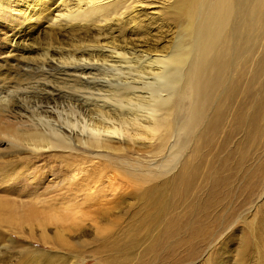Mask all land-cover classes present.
<instances>
[{"label":"bare ground","instance_id":"1","mask_svg":"<svg viewBox=\"0 0 264 264\" xmlns=\"http://www.w3.org/2000/svg\"><path fill=\"white\" fill-rule=\"evenodd\" d=\"M169 1L0 0V14L4 17L10 16L13 18L11 20L17 21L16 7H21L32 13L26 14L27 20H44L49 28V46L60 34L67 39H81L88 34L90 25H101L97 27V33L104 35L109 28L107 23L114 18L125 17L134 7L153 8L154 11L146 12L163 13L160 16L171 18L177 26L175 45L163 57L136 54L135 49L127 53L125 50L106 51L89 45L65 51L56 46L47 47L46 50L42 49L35 63L15 66V81L6 80V76L0 78L2 177L29 161L39 159L43 152L51 153V159H58L67 167L75 161L81 163V159L94 162L104 158L107 161L109 155L102 149H112L114 146L111 141L121 143L127 138L134 141L157 133L156 136L161 137L160 152L163 151L159 152L161 156L160 160L157 159L158 163L136 159L129 160L132 162L129 165L127 159L109 156L113 159L110 162L117 164L116 167L124 175V183L129 184L131 189L115 192L106 203L113 204V211L122 206L126 208L123 212L125 217L120 214L111 216L107 211L101 213L102 218L89 217L79 210L78 204L71 203L70 198L68 200L66 197L60 203H55L54 197H49L45 202L28 200L20 203L1 194L0 227H13L14 222L42 229L49 225L70 224L77 227L84 221L96 231L99 247L102 245L104 252L109 253L113 264H129L127 260H118L120 257L116 253L121 252L118 248L125 245L126 248L134 249L139 244H148L147 251L151 255L157 241L168 236L179 225L175 208L183 196L192 199L190 202L186 200L189 204L187 202L185 206L194 207L196 179L199 173L203 176L210 172L208 168L213 158L207 156L206 151L213 146L223 128V118L229 107L230 130L240 128L243 131L242 146L238 150L240 154L236 155L239 160H244L250 147L262 139L264 0ZM166 5H170L169 12L165 11ZM123 69L133 70L135 78L124 83L112 82L109 72L119 74ZM171 69L176 72L174 76L177 84H180L166 88V94L152 88H146L148 91L144 92L141 90L143 86L139 87L140 84L149 85ZM60 115L65 119L62 126L55 120ZM2 145L5 147L2 148ZM195 168L199 169L198 175L197 171H193ZM200 169L206 173L199 172ZM253 169L246 175H254V178H247V182L242 185L243 201L249 202L252 196L264 189V159ZM115 175L112 178L109 176V180H113ZM19 179L22 181L23 178ZM23 184H26L25 190L29 191L38 183ZM228 185L230 190L233 189L232 182ZM90 199L85 198L84 201ZM18 205H22L23 211L16 209ZM209 206L208 203L203 204L201 213H206L205 209ZM258 207V224L261 225L264 224V202ZM100 221H104V225L113 224L111 228L101 229L97 224ZM207 228L198 226L194 232L208 234ZM249 235L242 238L241 259L248 257L247 251L251 247ZM42 236L45 237L44 233ZM26 251L28 264H38L37 261L43 264L60 262L53 255L35 259L33 255L36 250L24 246L20 249V255ZM3 255L1 252L0 262ZM20 255L14 254L12 258L25 257ZM71 258L74 257L63 258V263L75 264Z\"/></svg>","mask_w":264,"mask_h":264},{"label":"rangeland","instance_id":"2","mask_svg":"<svg viewBox=\"0 0 264 264\" xmlns=\"http://www.w3.org/2000/svg\"><path fill=\"white\" fill-rule=\"evenodd\" d=\"M169 2L171 3L172 0ZM169 6L166 5L167 9L165 11L169 12L171 10ZM133 9L125 17L114 18L109 24L107 23L109 28L104 32V35L97 33V27L101 25H90L88 26V34L86 36L83 35L81 39H67L66 36L60 34L57 36L58 38L56 37L51 41L50 46L47 44L49 28L46 27L44 20H27L26 14L28 12L29 15L32 14L29 10L16 7L15 13L17 18H15L17 21L11 20L13 18L10 16L4 17L0 14V78L6 76V80L9 78V81H15L17 79L16 68L25 63H35L40 58L42 49L46 50L47 47L56 46L65 51L74 48L78 49L82 45H89L98 49L101 47L102 49L111 51L125 50L124 52L127 53L135 49L137 50L136 54L140 53L151 58L167 55L174 47L175 39L177 38V26L175 22L171 18L160 16L163 13H147L152 10L154 11L153 8L150 10V8L139 9L138 7H134ZM26 47L32 48V50L27 51ZM131 71L123 69L119 74L111 71V73L109 72L111 75L109 77L113 80L112 82H129L134 77L132 74L134 71ZM175 73L172 69L165 71L164 76L161 78L158 77L156 81H151L149 85L140 84L139 87L143 86L141 90L144 92L145 90L148 91L146 88H152L159 90L162 94H166V88L168 89L173 84H180L176 82ZM65 114L64 111L63 115ZM226 114L223 118V128L215 138L213 146L211 145L212 147L206 151L208 153L207 156L211 155L209 157L213 158L211 160L213 163L210 162V169L208 168L211 174L207 171L208 174L201 176L199 173V176L197 171L199 169H193V171H197L196 174L198 175L196 179L198 186L196 185V192H194V201L199 203H195L194 207L192 206L193 208H188L185 206V203L192 201V199L190 196V198L183 196L182 201L176 206L178 208H175L178 211L176 219H178L177 221L181 225H178L168 236L161 239V243L156 240V233L155 241L157 243L154 253L157 254L155 256L158 260L156 259V262H153L156 257L153 252L150 255L147 251L148 244H139L134 249L126 248L125 245L118 248L121 251H117L116 253L120 257L119 261L127 260L129 264H264V231L262 230L264 224H258L260 219L258 206L264 202V189H261L260 193L257 192L258 194L254 195L255 197L252 196L251 200L253 201H243L244 197H242L244 196L243 183L247 182V178H254V175H246V173L252 172L251 170L264 159V134H261L262 139L256 145L250 147V152L246 158L239 160L237 156H239L240 151L238 150L242 146L243 131L240 128L230 130V107L226 111ZM63 117L60 115L55 119L61 126L65 120ZM260 126L264 133L263 122H261ZM156 135L158 133L153 136H147V138L145 136L136 138L134 141H129L127 138L123 139L121 143L114 140L111 141L112 147L114 146L112 149L102 150L105 154L117 159L122 158L128 161H135L136 159H140L139 161L152 160V163H158L157 159L160 160V153H163V151L160 152L161 148L159 147L161 137ZM147 139L151 140H149L150 143ZM1 147L4 148L5 146L2 145ZM173 151L174 149L171 150V152ZM180 152L181 150L178 152V155ZM50 154L46 152L40 153L39 159L19 166L8 176H0V195L4 194L7 198L9 197L11 200L20 203L28 200L45 202L46 199L49 200V197L56 198L53 201L60 203L61 201L63 202L62 198L66 197L67 199L70 198L71 203L78 204L79 210L89 217L102 218L103 215L101 213L104 211H107L110 215L114 214L118 216L120 214L124 216L123 212L126 208L122 206L119 207L120 209L116 208L113 211L114 208H111L113 204L106 203L115 192L120 190L129 191L131 189L129 184L124 183V175L116 167L117 164L110 162L113 160L112 158L108 156L107 161L103 158L94 162H89L88 159H81V163L75 161V163L69 164V167H67L58 159H51L53 155L51 156ZM156 155H158V158ZM85 160L87 161L85 162ZM129 163L131 164L132 162L129 161ZM199 172L206 173L202 169ZM113 175L116 177H113V180H109V176L112 178ZM19 177L23 178L22 181ZM206 177L208 181L204 180ZM226 180L229 181L227 182L228 184L232 182V191L230 190V185L225 183ZM24 182H37L38 184L34 188H29V191H26V184L24 185ZM230 192L232 193L229 194ZM239 192L241 193L239 194ZM89 197H91L90 200L84 201L85 198ZM186 200L188 201L186 202ZM232 200H234V203ZM238 201L239 203L237 204ZM206 203L210 206L205 209L206 213H201L203 210L202 206ZM232 203L233 206L231 205ZM22 208V205H18L16 209L20 210ZM190 210H192L191 213ZM102 222L104 221L97 223L101 226V229L111 228L113 224L108 223L104 225ZM14 224L16 227H0V254L1 252L4 253L3 259H1L2 263L0 262V264H28V256H25L28 255V251L20 255L22 246L36 250L33 255L35 259L43 256H56L60 261L58 264H64L63 258L70 259V257H74L71 260L75 264H113L111 257L108 256L109 253L104 252L102 245L99 247L100 240L95 237L96 231L93 227L87 226V223L84 221L79 223L80 225L77 227L70 224L63 226L49 225L44 229L18 222H14ZM198 226L208 227V234L194 232ZM106 232L103 233L106 234ZM42 233H44V238ZM246 233L250 234L251 247L247 251L248 257L241 259L242 238L247 235ZM6 247L8 249L5 250ZM101 249L103 250L102 252ZM14 254L23 255L25 259L23 257L19 259L12 258ZM37 262L38 264L42 263ZM114 264H117V262H114Z\"/></svg>","mask_w":264,"mask_h":264}]
</instances>
